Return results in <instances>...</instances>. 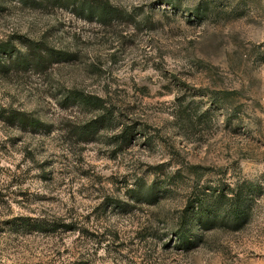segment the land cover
I'll list each match as a JSON object with an SVG mask.
<instances>
[{
  "label": "rangeland",
  "instance_id": "obj_1",
  "mask_svg": "<svg viewBox=\"0 0 264 264\" xmlns=\"http://www.w3.org/2000/svg\"><path fill=\"white\" fill-rule=\"evenodd\" d=\"M10 35L52 57L0 64L41 121L0 119V264H264V0H0Z\"/></svg>",
  "mask_w": 264,
  "mask_h": 264
},
{
  "label": "trees",
  "instance_id": "obj_2",
  "mask_svg": "<svg viewBox=\"0 0 264 264\" xmlns=\"http://www.w3.org/2000/svg\"><path fill=\"white\" fill-rule=\"evenodd\" d=\"M51 49L48 46L39 41L34 40L23 35H10L8 38L0 39V64L2 66H7L9 68L10 64H14L16 67L18 65H34L38 64L42 58L46 56H51ZM96 99L94 101H90L89 99L84 98L83 96H79L78 99L80 101L89 102L93 105L96 110L100 112L96 113L91 117L88 121L81 124L80 128L84 129L88 127L91 123L98 122L102 123L100 126L102 127L103 123L107 120V113L108 107L105 106L104 100L101 97L94 96ZM87 100V101H86ZM109 118V117H108ZM0 119L4 122H7L9 125H22V126H29L31 128H38L41 125V121L38 117L33 116L30 112L16 109L12 107H1L0 108ZM99 120V121H98ZM121 136L124 139L130 135L129 126L124 125L122 130ZM227 196L224 192L217 193L215 196V200L218 199L220 196ZM190 205L193 207H201V205L196 203L194 196L190 198ZM208 213V209L206 210ZM18 221H11V224L17 228L22 227L27 232L32 231H53L57 229V227L53 226L55 223L53 221H46L44 219L38 217H30V216H19L17 217ZM185 224V220H182V225ZM65 230L67 229H74L75 227H70L69 223H64ZM71 264V262L66 263Z\"/></svg>",
  "mask_w": 264,
  "mask_h": 264
}]
</instances>
